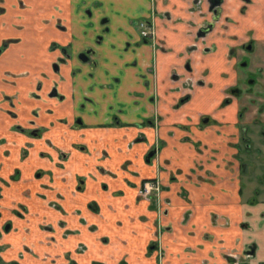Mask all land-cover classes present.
Segmentation results:
<instances>
[{"label":"crops","instance_id":"1","mask_svg":"<svg viewBox=\"0 0 264 264\" xmlns=\"http://www.w3.org/2000/svg\"><path fill=\"white\" fill-rule=\"evenodd\" d=\"M0 1L8 9L0 23L15 22L11 8L22 0ZM23 1L25 28L0 27V45L22 39L0 58V258L6 264H159L158 213L137 195L142 180L158 176L166 210L162 264H228L229 253L244 256V264H264V205L248 204L232 182L239 104L222 105L241 80L246 34L257 52L264 43V0H251L243 12V2L227 0L221 21L201 41L198 30L211 22L205 0L199 7L197 0H90L113 21L104 54L85 32L81 0ZM149 18L156 47L138 48L134 21ZM129 40L136 53H125ZM62 48L68 63L56 74L52 64L64 56ZM90 48L97 52L83 65L78 55ZM78 68L83 72L74 74ZM188 78L195 93L178 107ZM53 85L62 99L48 97ZM35 91L40 99L31 97ZM2 94L17 98V120L4 113ZM155 116L157 130L148 125ZM16 125L42 128V138L24 137ZM142 133L147 139L138 142ZM157 134L161 149L149 165ZM249 249L255 253L248 258Z\"/></svg>","mask_w":264,"mask_h":264},{"label":"flooded vegetation","instance_id":"2","mask_svg":"<svg viewBox=\"0 0 264 264\" xmlns=\"http://www.w3.org/2000/svg\"><path fill=\"white\" fill-rule=\"evenodd\" d=\"M90 0H81V3L78 4V10L82 11L84 20L87 18H92L96 16L97 18L101 19V35H97L95 39H93L98 46L104 43L105 37H107V34L111 33L110 24L113 23L112 19L108 16L99 15L97 12L98 10V4L90 3ZM244 3V6L240 9L241 12L244 11V7H246L248 4H250L251 0H240ZM227 3V0H205L206 8H207V15L209 14L211 16V22L207 24L206 26L202 27L198 30L195 38L197 41H201L205 39L209 34H211L215 28V26L221 21L222 17L224 16L225 12L227 11L225 5ZM201 1L197 0L198 7L200 6ZM97 7V8H96ZM11 8V7H10ZM21 9V10H20ZM27 9L26 3L22 0L19 1L18 4L14 5L11 10H16L13 20L15 22H8L3 20L2 23H0V27L4 30H13V31H21L25 28L24 26V20H25V14L21 13L20 11ZM7 8L2 7L1 1H0V16H3L7 14ZM239 10V11H240ZM14 12V11H13ZM56 19V18H54ZM58 25L62 27V23L60 19H57L56 22ZM93 26V24H90ZM134 32L135 36L139 38V42L137 44V47H141L144 45H150L152 47H156V40H157V28L154 23V19H138L134 21ZM203 31L206 33L205 36L199 37V34L203 33ZM99 32V33H100ZM88 36V35H86ZM249 41H247L242 48L239 50L243 53V56L239 62L240 70L243 72L241 75V80L239 81V85L229 88L226 91L225 99L222 102V105L228 106L232 104L233 102L239 101V114L237 115L238 118V128H239V140L236 145L237 149V155L234 157L236 160L235 166H237V172L238 177L236 179H233L232 182L237 181V184H239V191L241 193V196L246 194V189H250V187L247 185V180L253 179L254 180V194L250 196V198L246 199L245 201L248 202V204H254V205H264V103L258 107V108H250L249 103L254 101L255 99H264V68L260 69V64L258 61H256L255 56L258 54L256 50V42L254 41V37L251 33L246 34ZM92 37V36H91ZM21 38L18 37H9L2 41V44L0 45V58L3 57L8 50L12 46L18 45L21 43ZM124 51L125 53H136V50H130L132 43L131 41H126L124 44ZM65 52L64 56L54 62L52 64V70L54 73H60L61 68L63 65L67 64V58H68V52L66 48H62ZM97 51L94 48H90L86 50L83 53H80L78 55V59L84 64H87L91 60V56L95 55ZM244 59H248V63L244 62ZM256 63V64H255ZM91 68H94L93 65H91ZM185 70L187 72H192V68L190 63H186ZM83 72L82 68L75 69L73 72L76 73ZM93 72V71H92ZM90 70V74H93ZM7 75H13L10 71L6 72ZM45 77H47L45 75ZM177 77V75H176ZM254 78L255 80H252ZM118 80V79H117ZM179 80V76H178ZM8 86H12V82L10 80H5L4 82ZM45 83L43 81H40L37 86L36 90H39L41 92L45 87ZM197 84H195L191 79H187L184 82L181 83V88L184 90V94L182 95V98L180 99L178 103V107L186 104L189 102L191 97L194 95V91ZM33 99H40V95L38 92H33L30 94ZM3 96V103L6 104V109H4V113L7 114V116L13 120H17L18 114L14 111L17 107L16 101L17 98L13 95L8 94H2ZM48 97L50 98H58L62 99L63 97L59 94V89L57 85H53L48 92ZM90 100L89 98H87ZM247 100L244 107H242L240 102H245ZM257 101V100H256ZM26 108V106H25ZM254 109V110H253ZM119 112H122V110H119ZM120 113H113L111 116V119L114 123L118 124L119 121H121V117L119 115ZM32 115L37 116L38 112L37 110L32 111ZM249 117L247 120L246 118ZM158 116H155L152 118L151 122L148 121V125H152V127L157 130L158 127ZM32 125H35V121L31 120L29 122ZM76 124H83V120L81 117L77 118ZM16 130L19 134L23 135L24 137H27L29 139L33 138H42V128H24L20 125H16ZM143 128L139 126V129ZM44 129V128H43ZM157 141L155 145L151 148V150L147 153L145 161L150 165L153 164L154 159L158 155L159 150L161 149V143L158 139L157 134ZM146 134L142 133L138 138L137 141L141 142L146 140ZM235 147V146H234ZM30 150V144H25L24 147H22L21 150V156L22 158H27L29 155ZM150 155H152L150 157ZM234 164L228 165V171L233 170L231 166L233 167ZM12 180H17V176H12ZM148 189V190H147ZM163 186L160 178L158 176L152 178V179H146L142 180L140 185L137 187V195L138 199L140 201H143L145 203H148L150 206L155 208L157 211V223L159 224V233H158V242L156 244H153L155 246V249L158 252L159 264L163 263V260L166 256V251L160 246V236L162 233H164V230L161 227V222L166 215L165 209L163 206ZM2 195L0 194V199ZM91 208H94L93 204L90 205ZM17 213V212H16ZM19 216H22L21 213H17ZM190 217V213H187L183 219V222H186L188 218ZM215 220L218 218V215L214 216ZM229 223V220H226V225ZM246 225V224H245ZM9 229V226H7L6 230ZM162 230V231H161ZM253 249H249L247 252H245V256L248 258L254 254ZM244 256H239L236 253H229L226 256V260L228 264H244ZM0 264H6L1 258H0ZM8 264H18V263H8ZM120 264H126L125 262H121Z\"/></svg>","mask_w":264,"mask_h":264},{"label":"rangeland","instance_id":"3","mask_svg":"<svg viewBox=\"0 0 264 264\" xmlns=\"http://www.w3.org/2000/svg\"><path fill=\"white\" fill-rule=\"evenodd\" d=\"M94 1V0H93ZM256 8V7H255ZM101 8L98 9V11H101L100 10ZM263 16H264V13H263ZM103 18V17H102ZM101 17L100 18H97L96 16L92 17V18H87L85 21L86 23L84 24L86 26V33L89 35V36H92L93 39H95V37L98 35H101ZM264 19V17H263ZM90 24H93V26H91ZM100 32V33H99ZM100 50V52L102 54L105 53L104 49H103V43L99 46H97ZM259 51L257 52L258 54L255 56L256 58V61H258V63L260 64V69H263L264 68V43H261L259 44ZM239 54L240 56L242 57L243 56V53L239 51ZM244 62L245 63H248V59H244ZM115 79H119V77H115ZM252 80H255L254 78H252ZM250 100V99H249ZM246 99L245 102H240V105H241V110H242V107H244L245 104H247L246 102L249 101ZM257 100V101H256ZM264 103V99H259V98H256L255 99V103L254 101L250 102L248 106H250V108H258L260 107L262 104ZM238 104H239V101H238ZM254 110V109H253ZM247 185L250 187V189H246V194H245V198L248 199L250 198V196H252L254 194V180L253 179H249L247 180Z\"/></svg>","mask_w":264,"mask_h":264},{"label":"water","instance_id":"4","mask_svg":"<svg viewBox=\"0 0 264 264\" xmlns=\"http://www.w3.org/2000/svg\"><path fill=\"white\" fill-rule=\"evenodd\" d=\"M205 32L203 31V33H201V34H199V37H202V36H205ZM152 155H150V157H151Z\"/></svg>","mask_w":264,"mask_h":264},{"label":"built area","instance_id":"5","mask_svg":"<svg viewBox=\"0 0 264 264\" xmlns=\"http://www.w3.org/2000/svg\"><path fill=\"white\" fill-rule=\"evenodd\" d=\"M148 190V189H147Z\"/></svg>","mask_w":264,"mask_h":264}]
</instances>
